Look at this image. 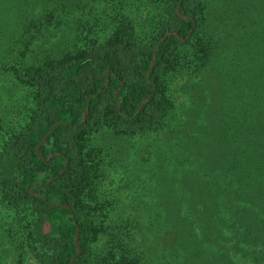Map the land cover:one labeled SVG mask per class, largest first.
I'll return each instance as SVG.
<instances>
[{
    "label": "trees",
    "instance_id": "trees-1",
    "mask_svg": "<svg viewBox=\"0 0 264 264\" xmlns=\"http://www.w3.org/2000/svg\"><path fill=\"white\" fill-rule=\"evenodd\" d=\"M135 11L150 20L144 39L128 21ZM2 22L17 46L1 73L26 93L19 124L0 134V205L26 212L16 227L34 249L20 264H150L158 250L162 264H264V0H0ZM195 38L204 44L192 61L222 99L204 159L220 168L204 182L159 180L142 244L114 226L96 248L109 216L94 198L102 172L88 137L162 130L173 118L166 73Z\"/></svg>",
    "mask_w": 264,
    "mask_h": 264
},
{
    "label": "rangeland",
    "instance_id": "rangeland-1",
    "mask_svg": "<svg viewBox=\"0 0 264 264\" xmlns=\"http://www.w3.org/2000/svg\"><path fill=\"white\" fill-rule=\"evenodd\" d=\"M144 14L145 11L144 13L135 11L132 15L133 20H128L134 26L136 34L143 39L150 31L148 28L150 20H144L142 18ZM88 21L80 20L79 24L83 25ZM2 24L4 27L0 26L1 60L11 57L16 51L14 47L17 46L12 38L13 32L6 31L3 22ZM201 44H204L203 40L195 38L191 45L182 47L177 53L175 67L166 73L168 84L166 95L173 105L171 109L173 118L165 123L162 130L123 136L102 127L88 137L85 151L96 154L95 160L102 172V176L94 183L96 187L93 190L94 198L100 201L97 203L103 204V208L107 206L109 216L108 227L97 238L94 245L96 248L105 245L108 241V232L114 226H123L120 228V234L129 231L131 246L142 244L151 231L152 223L155 222L153 211L156 209L149 205L157 201L155 188L159 180L167 179L173 183L187 173H197L198 178L204 182L209 177L208 168L215 170L220 168L204 162L205 153L209 149L208 136L211 133L218 136L216 131L208 130L207 120L210 119L216 124L213 129L219 126L218 121L222 114L218 110V105L222 99L215 92L208 95L206 77L209 74L202 72L199 64L192 61L195 55L201 52ZM9 71L8 65L4 67L2 63L0 64V134L4 137L9 130L16 128L26 112L25 98H22L26 94L25 91L18 90L16 84L9 81V76L1 73ZM219 74L217 70L213 77L220 76ZM209 102H214L216 106L212 111H207ZM191 137L192 141L189 140ZM215 200L218 202L216 217L221 218L220 222L223 224L228 223L230 216L221 207V199L216 197ZM25 213H16L0 205V264H20V260L29 250L34 252L33 247L24 242L22 238L24 235L16 227V222ZM219 229L225 237H229L227 226H219ZM231 243L228 240L223 242L226 247ZM159 256L158 250V258L155 255L156 258L153 257L155 259L154 261L152 259L150 264H162ZM233 260L235 264L241 262L237 257Z\"/></svg>",
    "mask_w": 264,
    "mask_h": 264
},
{
    "label": "water",
    "instance_id": "water-1",
    "mask_svg": "<svg viewBox=\"0 0 264 264\" xmlns=\"http://www.w3.org/2000/svg\"><path fill=\"white\" fill-rule=\"evenodd\" d=\"M153 59H154V57L152 58V62H151V66H150V69L152 68V66H153ZM149 73V72H148ZM85 116V114L83 115V117ZM49 135V133H47L44 137H43V139L40 141V143H39V145L37 146V149H38V147L44 142V140L46 139V137ZM77 242V234L75 235V239H74V243H76ZM76 252H77V254H78V249L76 248ZM72 261H73V259L70 261V264L72 263Z\"/></svg>",
    "mask_w": 264,
    "mask_h": 264
}]
</instances>
